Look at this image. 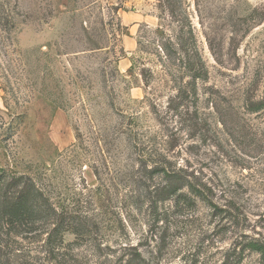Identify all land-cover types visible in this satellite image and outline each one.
I'll return each instance as SVG.
<instances>
[{
  "label": "rangeland",
  "instance_id": "rangeland-1",
  "mask_svg": "<svg viewBox=\"0 0 264 264\" xmlns=\"http://www.w3.org/2000/svg\"><path fill=\"white\" fill-rule=\"evenodd\" d=\"M4 171L0 264H263L264 0H0Z\"/></svg>",
  "mask_w": 264,
  "mask_h": 264
},
{
  "label": "trees",
  "instance_id": "trees-1",
  "mask_svg": "<svg viewBox=\"0 0 264 264\" xmlns=\"http://www.w3.org/2000/svg\"><path fill=\"white\" fill-rule=\"evenodd\" d=\"M196 70V75H203L201 68ZM181 93L183 91H180ZM171 187L173 191L180 188L173 184ZM42 198L41 190L32 179L17 175L9 177L7 171L0 174V240L3 235L20 236L35 231L34 225L43 217L50 216L53 209L49 199L43 198L44 203H40ZM52 236L51 234L49 239H52ZM246 245L260 253L264 264V242L250 241Z\"/></svg>",
  "mask_w": 264,
  "mask_h": 264
},
{
  "label": "crops",
  "instance_id": "crops-1",
  "mask_svg": "<svg viewBox=\"0 0 264 264\" xmlns=\"http://www.w3.org/2000/svg\"><path fill=\"white\" fill-rule=\"evenodd\" d=\"M147 18L143 14H139L137 12H126L124 14V21L127 25H130V30H134L135 26L139 24V22L146 20ZM129 45H134L133 38H128Z\"/></svg>",
  "mask_w": 264,
  "mask_h": 264
}]
</instances>
